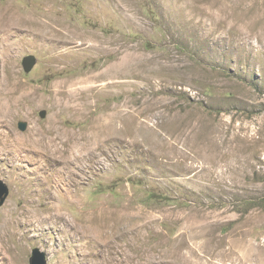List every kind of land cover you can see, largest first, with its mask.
I'll return each instance as SVG.
<instances>
[{"label": "rangeland", "instance_id": "1", "mask_svg": "<svg viewBox=\"0 0 264 264\" xmlns=\"http://www.w3.org/2000/svg\"><path fill=\"white\" fill-rule=\"evenodd\" d=\"M3 5L55 23L63 55L31 29L4 51L0 33V98L19 104L0 141L37 131L78 149L59 174L0 146V218L28 216L0 264L35 249L46 264H264V0Z\"/></svg>", "mask_w": 264, "mask_h": 264}, {"label": "bare ground", "instance_id": "2", "mask_svg": "<svg viewBox=\"0 0 264 264\" xmlns=\"http://www.w3.org/2000/svg\"><path fill=\"white\" fill-rule=\"evenodd\" d=\"M36 17H29L25 15L23 16L22 14L16 12V10H14L9 5L0 6V33L3 35V38H5V40L8 42V44L5 45L3 49L4 51H9V52L13 51L14 47H13L12 42L10 41L11 31L13 29H16V30L17 29L18 30L31 29L28 31L30 33L34 32L33 35L37 41L41 40L42 42V41H46L47 38L49 39L48 41L52 44L51 50H52V53L54 54L53 62H57V60L60 58V55H63L61 52H57L59 49L57 44L60 42L59 40L60 38L57 37L58 29L55 30V27L53 26V24L55 23H53L49 19L43 20L39 17L38 18ZM65 32L66 34H62L61 36V40L63 39L65 40L63 41V43L69 42L71 40L72 41L78 40V37H76L77 35L74 36L75 33H71L68 30H65ZM40 46L44 47L45 46L44 42L40 43ZM72 88L73 86H70L66 92L74 96L76 94L77 96L78 95L77 90L76 89L71 90ZM8 96L9 95H7V97ZM6 98L5 97L0 98V127L1 128H4L5 124H7V120L14 119V117L16 116L17 110L19 108L18 106L19 104L16 99H12V98L6 99ZM2 134H4V137L7 136V134L1 132L0 137L2 136ZM45 140H44V137L41 135V133H38L37 131H35L29 134L27 138L22 139L20 141L13 140L9 142L8 140L7 141L5 140L6 141L5 143L3 141H0L2 144L0 146L2 147L4 145L8 147L13 146V148H15L16 146L20 147L19 145L23 144L24 146L29 147V149L30 147L38 149L40 150V155L46 159L48 166H59L60 167V172H58L59 174H61L62 170L66 169L67 166H72L75 164V162L77 161V159L75 158V156L77 157L76 155L77 153L75 149H78L74 147L75 145H72V143H70L69 141H65V140H64L65 142L60 141L59 144H55L53 141L47 142ZM15 212H13L12 214L6 213L0 218V256L2 255L3 251L8 250L9 237L12 235L14 227L22 221L23 223L28 222L27 220L28 216L26 217V214H23L22 216L17 217L13 215Z\"/></svg>", "mask_w": 264, "mask_h": 264}, {"label": "water", "instance_id": "3", "mask_svg": "<svg viewBox=\"0 0 264 264\" xmlns=\"http://www.w3.org/2000/svg\"><path fill=\"white\" fill-rule=\"evenodd\" d=\"M36 64V59L34 56H26L22 60V68L25 73L31 72L33 67ZM40 119H44L46 117V111L39 112ZM20 130H25L26 125L24 123L19 124ZM8 194L7 186L0 181V205L4 202L6 196ZM30 264H46L45 254L38 249L33 250L32 256L30 259Z\"/></svg>", "mask_w": 264, "mask_h": 264}]
</instances>
